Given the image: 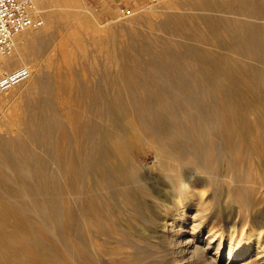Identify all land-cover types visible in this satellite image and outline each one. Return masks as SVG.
<instances>
[{"label": "bare ground", "instance_id": "obj_1", "mask_svg": "<svg viewBox=\"0 0 264 264\" xmlns=\"http://www.w3.org/2000/svg\"><path fill=\"white\" fill-rule=\"evenodd\" d=\"M31 3L43 25L19 32L3 59L13 76L0 93V246L18 247V264H46L52 254L70 257L63 264H141L155 255L139 257L144 246L165 251L154 264H264V69H239L235 79L215 52L186 43L215 41L262 58L264 0H166L147 12L159 22L145 23L167 40L155 45L140 37L142 17L128 29L100 27L74 11L79 0ZM89 49L105 57L94 61L103 65L94 67L98 80L73 75ZM187 71L201 89L168 77ZM230 82L239 90H228ZM202 89L209 104L196 98ZM136 140L150 144L151 164L135 154ZM42 211L38 225L10 221ZM220 222L232 231L227 248ZM245 229L253 230L244 241L233 240Z\"/></svg>", "mask_w": 264, "mask_h": 264}, {"label": "rangeland", "instance_id": "obj_2", "mask_svg": "<svg viewBox=\"0 0 264 264\" xmlns=\"http://www.w3.org/2000/svg\"><path fill=\"white\" fill-rule=\"evenodd\" d=\"M155 5H157V7L158 6L163 7V6L166 5V0H79V5H78L79 7L76 10H74V11L83 12V10H85L89 15H91L92 17H94L97 20V22L99 23V26L100 27H103V26H107V27L124 26L125 29H128V27H131L130 26V24H131L130 22L133 19H135L137 17H140V18L142 17V21H141V19H139L140 20L139 24H141V26H142V27L139 26V29H141V31L139 30V33L141 34L140 37L142 38L144 36V38H142V39H144V41L147 40V41L151 42V44L153 43L152 45H155V44H160V43H156V42H161V43L167 42V40L164 39L165 36H163V34L161 32H159V31L157 32V31L152 30L153 27H155L154 24H157L159 22L158 18H156V17H151L150 18L149 16H147V15H150V14H147L148 9L151 8V7H153V6H155ZM123 8L129 9L131 11V16H129V17L121 16L120 10L123 9ZM57 10L60 11L59 9H57ZM71 11H72V9H71ZM226 16L228 18H230V19L239 20V16H235V15H226ZM143 17L146 20L143 21V19H144ZM146 17H148V18H146ZM148 19H150L151 21L148 20ZM148 21H150L151 23L154 22V24L145 23V22H148ZM143 22L146 25H144ZM148 24H151L153 27L151 28V26L148 25ZM144 27L145 28L146 27H150L151 28V31H150V28H146L145 29ZM141 38H139V40H141ZM162 39H164V40H162ZM197 42L198 41H195L193 39L186 40V43L187 44H190V45L192 44L193 46L200 47L203 50L204 49H209V50L215 52L217 54L216 57L219 60L222 61V63H221L222 68L228 69L229 72H228L227 75L230 76V77H232V78H235L236 79V78L239 77V72H240L239 69L240 70H242V69H252V68H255V69H264V63H263L264 62V56L262 58H257V57H253V56L241 57L239 55L233 54L234 52H236V49L224 48V47L223 48L216 47L217 42H215V41H210V42H208L209 45H205V46L203 44H200L199 42L198 43ZM135 48H136V45H135ZM104 59H105V57L102 56V54H100V53L97 54V53L93 52L92 49H89V50L85 51L83 56L82 55L79 56L78 63L74 65L73 75L76 76L78 79H81V80H84V79H86V80L87 79L98 80L99 72H96L94 67H102L103 65H101V63L100 64H98L96 62L94 63V61H97V60L98 61H102ZM257 60H261V63H258ZM188 72H190V71L180 73L179 75L177 74L176 76H174V75L168 76V77H171V79L174 77V79L176 81L174 79L171 80L170 78H168V77L167 78H168V80H171L172 82H178V83L180 82V83H183L185 85L187 84V86H189V87L192 86L191 88H194V89H196V86L197 87L200 86L198 88L201 89V87H202L201 85H203V82L196 75H194L193 73H192V76H191V73H189L190 75H187ZM237 74H238V76H237ZM193 75L196 76L198 80ZM196 81H199V83H201V85H198L199 83L196 82ZM226 88L228 90H231L232 92H234L235 89L236 90H239V84H234V83L231 84V82H230V83H227L226 84ZM199 91L200 92L197 93L196 98L198 99L199 96H201L199 98V100L200 101H203L204 103L209 104V101L206 100L207 97H208L207 96L208 94L204 93L205 92L204 89L199 90ZM232 92L231 93L228 92V95H229V98L228 99L231 102H233V100H235L234 93H232ZM209 96L212 99H216V97L215 96H212L211 94ZM168 105L173 106V105H177V103L170 102ZM181 110H183V108L180 109V110H177L176 112L179 115H181V117H182V112L183 111H181ZM185 112H188L189 113V114L186 115L187 117H189V119H193L194 118L195 115L194 114H190V111L189 110H186ZM91 118H93L94 120H91ZM90 120L93 121V122L95 120H97V122H99V120L95 116H91V115H90ZM182 120L183 121H186V122L188 121V119H184V118H182ZM25 147L29 151H31L30 149H32V146H30L29 144H27ZM133 149H134L136 155H145L146 156L145 159H144V163L146 165H149V164L152 163V160L154 159V154H153V151H152L153 149L151 148L150 144H147L146 142H142V141H139V140L137 141L136 140L134 142ZM38 157L42 161H44L43 164H44L45 169H47V172L49 174H51L52 171H53V166L50 165L49 161L47 160V158L45 156V153L42 152V151H39L38 152ZM8 172H10V171L7 170V173ZM53 177L56 180L59 179V177H58L57 174H54ZM21 178H23V181L26 184L32 185V181L28 177H22L21 176ZM57 181H59V180H57ZM38 183H41V181L38 180V181L35 182L36 185ZM73 200L74 199H72V202L71 203H73L74 206H71V207L73 208V210H75L76 209V202H74ZM12 201H13L12 202L13 204L12 203L11 204H12L13 207L19 206V203L17 202V200H14L13 199ZM41 214L43 215V211L40 214H35V213L33 214V212H32V213H26L24 215L22 213H20V214L18 213L17 214L18 216H13L10 221L11 222H19V223H22V224L24 223V221L25 222L28 221V222H31V224L33 223V224L38 225L39 223L37 221L39 220V216L41 217V219H42V217L45 218V216H46V214H44L45 216H41ZM262 216H264V214ZM25 219L26 220L28 219V220L26 221ZM122 219H125V217L122 218ZM34 220H37V221H34ZM220 224L223 226L221 228H222V231H223L224 236L226 238V239L223 238L224 239L223 240V243H224V246H226L228 244V241H229L228 237L230 235H232V233H231L232 231H231V228L228 225H226L225 223L220 222ZM184 226L186 227L184 229L187 230V229L190 228V223L186 222L184 224ZM56 227H57L58 230L61 231L60 234L63 237L64 231H62V229H63L62 224L58 222V224L56 223ZM77 227H78V225H76V223L73 222L72 223V232L76 236L79 235V229ZM7 229L10 230L9 227H7ZM245 230L246 231H245V235L244 236L242 235V232H239L238 231L233 236V240H237L239 238V239H242L244 241V239L247 238V236L249 235V232H251V230H253V229H251V230L245 229ZM204 235H205V233L202 234V236H204ZM40 240L42 242H44L45 246L48 245V239H46L45 237L44 238L40 237ZM217 243H220V240H217ZM72 244H73V242L71 240L69 241V240L66 239V241H65V238H64V245L65 246L67 245L66 246L67 248H71L72 247ZM145 247L148 248V249L145 250L146 249ZM225 248H227V246ZM18 249H19L18 247H15V248H12V249H7V248H4V247L0 246V264H7L6 260H7L8 257L9 258L11 257L12 259L14 258L13 260H15L17 262V264L19 263L18 260H21V263L22 262L24 263V257L19 254L20 251ZM157 249H158V251H157ZM154 250L155 251H153V249H150L149 246H144L143 249H141V251H137L136 252V253H139L141 255V256L140 255H138V256L141 257L142 259H144L143 256L144 257L147 256L146 254H148V253H150L149 255H152V253L155 254V255H152L151 257L150 256H147L148 258L146 257L144 259L145 261L143 260L144 262L143 261H140V262H142L141 264H143V263L144 264H154L153 262H155L157 259L159 260V258L161 259V256L165 253V251H163L162 246H160V247L158 246V248H156ZM43 251H45V250H43ZM209 252L211 254H213L212 251H209ZM226 252L227 251L225 250L223 252V254H225ZM1 257H2L3 260L1 259ZM38 257H40V256H38ZM73 257L76 258V254H74ZM61 258L57 254H56V256H55V254H52L51 256L46 257V264H63L64 261L65 262H70L71 261L70 257H67V256H65V258L62 256ZM126 259L127 258L122 257L120 259L122 261L119 260L120 261L119 264L120 263L123 264V262H125L124 260H126ZM221 259H222V257H221ZM126 262H127V260H126ZM126 262H125V264H127Z\"/></svg>", "mask_w": 264, "mask_h": 264}, {"label": "built area", "instance_id": "obj_3", "mask_svg": "<svg viewBox=\"0 0 264 264\" xmlns=\"http://www.w3.org/2000/svg\"><path fill=\"white\" fill-rule=\"evenodd\" d=\"M31 0H0V93L12 82L13 75L3 69V59L10 56L14 46V37L25 29H37L43 25V19L31 14ZM121 16H131L129 9H121ZM23 78L30 74L28 68L22 69Z\"/></svg>", "mask_w": 264, "mask_h": 264}]
</instances>
